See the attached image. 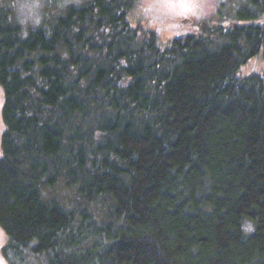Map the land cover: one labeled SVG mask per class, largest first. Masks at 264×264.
I'll return each mask as SVG.
<instances>
[{
    "label": "trees",
    "instance_id": "obj_1",
    "mask_svg": "<svg viewBox=\"0 0 264 264\" xmlns=\"http://www.w3.org/2000/svg\"><path fill=\"white\" fill-rule=\"evenodd\" d=\"M137 1L69 5L25 36L0 5L2 254L264 264V66L240 72L264 63V0L165 45L131 25Z\"/></svg>",
    "mask_w": 264,
    "mask_h": 264
},
{
    "label": "rangeland",
    "instance_id": "obj_2",
    "mask_svg": "<svg viewBox=\"0 0 264 264\" xmlns=\"http://www.w3.org/2000/svg\"><path fill=\"white\" fill-rule=\"evenodd\" d=\"M87 0H0L1 6L9 7L12 11L13 21L21 26L22 35L25 36L31 28L40 27L46 21L53 20L61 15L69 5H82ZM245 0H138L129 14L131 25L141 30L155 32L160 44H167L172 38L196 30L204 22L228 24L233 21L236 11L242 7ZM173 7L175 9H173ZM179 10V11H178ZM183 19H186L184 22ZM189 23V24H187ZM261 53L244 64L240 72H261L263 70ZM4 101L3 89L0 86V157L1 136L5 126L1 116ZM59 198L69 193L59 186L51 191ZM245 231L251 230L249 222L244 221ZM7 242L5 232L0 227V264H42L37 258L22 255L16 262L10 263L4 258L2 248Z\"/></svg>",
    "mask_w": 264,
    "mask_h": 264
},
{
    "label": "flooded vegetation",
    "instance_id": "obj_3",
    "mask_svg": "<svg viewBox=\"0 0 264 264\" xmlns=\"http://www.w3.org/2000/svg\"><path fill=\"white\" fill-rule=\"evenodd\" d=\"M173 9H175L174 7H173ZM175 10H177V9H175ZM179 11V10H178Z\"/></svg>",
    "mask_w": 264,
    "mask_h": 264
}]
</instances>
